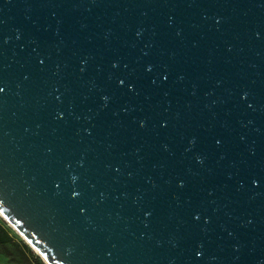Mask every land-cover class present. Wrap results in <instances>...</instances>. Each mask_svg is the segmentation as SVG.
Listing matches in <instances>:
<instances>
[{
  "label": "water",
  "instance_id": "95a60500",
  "mask_svg": "<svg viewBox=\"0 0 264 264\" xmlns=\"http://www.w3.org/2000/svg\"><path fill=\"white\" fill-rule=\"evenodd\" d=\"M0 214L48 264H264V0H0Z\"/></svg>",
  "mask_w": 264,
  "mask_h": 264
},
{
  "label": "rangeland",
  "instance_id": "374dc122",
  "mask_svg": "<svg viewBox=\"0 0 264 264\" xmlns=\"http://www.w3.org/2000/svg\"><path fill=\"white\" fill-rule=\"evenodd\" d=\"M0 226L8 233L9 240L3 243L0 242V264H17L23 262L25 264H34L36 260H39L42 264L47 262L36 252L18 232L0 216ZM26 245L31 250L32 256L28 258L20 249L21 245Z\"/></svg>",
  "mask_w": 264,
  "mask_h": 264
},
{
  "label": "trees",
  "instance_id": "16d2710c",
  "mask_svg": "<svg viewBox=\"0 0 264 264\" xmlns=\"http://www.w3.org/2000/svg\"><path fill=\"white\" fill-rule=\"evenodd\" d=\"M7 240H9V236L8 233H6L4 231V229L0 226V242H7ZM20 249L22 250L23 254L25 256H27L26 258H28L30 255L32 256V252L30 249H28V247L26 245H21ZM17 264H25L23 262L17 263ZM34 264H42L39 260H36Z\"/></svg>",
  "mask_w": 264,
  "mask_h": 264
},
{
  "label": "bare ground",
  "instance_id": "6f19581e",
  "mask_svg": "<svg viewBox=\"0 0 264 264\" xmlns=\"http://www.w3.org/2000/svg\"><path fill=\"white\" fill-rule=\"evenodd\" d=\"M1 217H3L1 214H0ZM4 218V217H3ZM5 219V218H4ZM6 220V219H5ZM8 222V221H7ZM9 223V222H8ZM10 224V223H9ZM11 225V224H10ZM12 226V225H11ZM23 238V237H22ZM24 239V238H23ZM25 240V239H24ZM26 241V240H25ZM27 242V241H26ZM28 243V242H27ZM29 244V243H28ZM30 245V244H29ZM37 252V251H36ZM48 264V263H47Z\"/></svg>",
  "mask_w": 264,
  "mask_h": 264
}]
</instances>
